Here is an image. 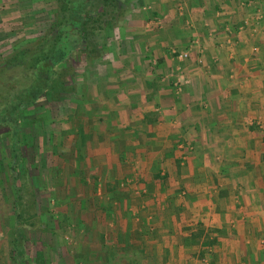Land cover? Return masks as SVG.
<instances>
[{
    "label": "crops",
    "instance_id": "1",
    "mask_svg": "<svg viewBox=\"0 0 264 264\" xmlns=\"http://www.w3.org/2000/svg\"><path fill=\"white\" fill-rule=\"evenodd\" d=\"M16 2L0 4V29L8 12L20 16ZM146 3L148 16L126 26L133 52L117 60L127 66L110 63L113 75L96 78L87 119L98 148L67 182L112 190L85 200L99 209L81 214L88 238L77 261L264 264V0ZM153 17L164 18L160 30L149 28ZM171 49L189 54L170 57ZM172 67L188 78L178 93L165 81ZM121 180L144 197L118 196Z\"/></svg>",
    "mask_w": 264,
    "mask_h": 264
},
{
    "label": "rangeland",
    "instance_id": "2",
    "mask_svg": "<svg viewBox=\"0 0 264 264\" xmlns=\"http://www.w3.org/2000/svg\"><path fill=\"white\" fill-rule=\"evenodd\" d=\"M16 1L1 0L0 4L5 7L16 4ZM124 1L130 6L125 19L117 26L108 27L109 24L106 23L103 31L97 30L91 37L92 43L98 49L101 48L103 55L93 53V58L97 59L90 61V56L83 54L81 47L74 44V52L55 66L58 75L53 79L48 95L41 97L24 112L20 121L19 164L16 166H11L8 128L0 127V136L3 137L0 144V264H15L12 241L17 186L21 189V204L25 209L24 224L30 228L24 231L26 253L22 264H79V245L87 242L88 238L87 233L83 232L87 225L83 222L85 220L81 221V214H86L85 211L95 214L99 209L90 205L91 200H85L101 195L108 197L112 191L111 188L106 191L103 184H97L98 188L94 187L95 184H88V187L86 184H81L83 187L80 184H67L72 166H77V162L81 160L86 164L87 151L98 148L95 145L101 135L95 130L96 126L88 121L95 115L91 106L95 105L96 91L99 90L97 86H100L96 85V78L112 74L113 67L109 66L110 63L120 68L127 66V62L117 60L121 56L126 57L124 54L133 52L131 44L126 42V38L130 37L126 26L131 20H139L140 17L134 19L137 16L135 14L148 16L151 10V5L146 0ZM19 3L23 6V12L16 9L19 17L14 12H8L9 25L0 29V82L16 76L25 85L24 70L34 63L36 57L50 54V43L42 45V42L56 22L58 7L56 0H19ZM13 14L15 15L12 16ZM163 19L153 17L146 22L150 29L157 31L163 27ZM104 46L106 47L103 48ZM173 50L168 52L170 57L178 58L189 54ZM159 62L157 59L152 60L153 65ZM181 68L175 71V67H172L164 77L176 93L188 81ZM105 79L106 84L110 85L108 83H111L112 77H105L103 80ZM2 89L0 86V100L3 96ZM77 172L79 170L75 169L74 173ZM12 175L17 178V184H13ZM137 185L121 180L113 189L118 196L144 197V189H138ZM125 188L130 192L126 193ZM117 208L113 205L111 207L112 210ZM139 208L132 207L136 219L139 216L136 212L148 210L149 205ZM126 212L131 211L128 209ZM94 237L93 235L92 240H95ZM76 254L77 257L73 258Z\"/></svg>",
    "mask_w": 264,
    "mask_h": 264
},
{
    "label": "trees",
    "instance_id": "3",
    "mask_svg": "<svg viewBox=\"0 0 264 264\" xmlns=\"http://www.w3.org/2000/svg\"><path fill=\"white\" fill-rule=\"evenodd\" d=\"M57 19L50 32L46 33L42 45L50 43V54L38 56L31 66L24 70L26 84L22 85L16 76L0 82L3 96L0 100V127L8 128V138L11 140V166L19 164L20 148V121L24 112L41 97L47 96L52 87L53 79L58 72L55 66L61 60L74 52L73 45L78 44L83 54L93 58V53L102 56L101 48H97L91 41L96 31H103L108 23L119 25L130 12V6L124 0H56ZM101 24L102 28H101ZM97 27V28H96ZM100 28V29H99ZM66 43V45H65ZM104 46L103 48H105ZM3 137L0 136V144ZM13 176V184L18 180ZM16 189V188H15ZM17 199L15 202V225L13 232V257L15 264H22L25 255V225L21 204V189L17 186ZM30 229V228H29Z\"/></svg>",
    "mask_w": 264,
    "mask_h": 264
},
{
    "label": "built area",
    "instance_id": "4",
    "mask_svg": "<svg viewBox=\"0 0 264 264\" xmlns=\"http://www.w3.org/2000/svg\"><path fill=\"white\" fill-rule=\"evenodd\" d=\"M183 57H187V55H184Z\"/></svg>",
    "mask_w": 264,
    "mask_h": 264
}]
</instances>
